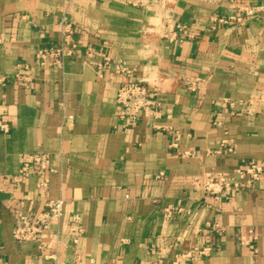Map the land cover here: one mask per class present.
I'll use <instances>...</instances> for the list:
<instances>
[{"label":"crops","instance_id":"0c3cea01","mask_svg":"<svg viewBox=\"0 0 264 264\" xmlns=\"http://www.w3.org/2000/svg\"><path fill=\"white\" fill-rule=\"evenodd\" d=\"M257 5L264 0H0V264H264V173L240 172L264 162V12L244 11ZM64 17L76 52L42 67L36 52L58 45ZM118 59L152 98L129 127ZM34 153L49 169L33 165L16 184ZM209 173L238 185L208 195L197 179ZM42 175L49 195L65 199L43 233L52 248L13 236L19 201L44 206ZM76 212L84 233L75 244ZM195 246L213 249L180 257Z\"/></svg>","mask_w":264,"mask_h":264},{"label":"built area","instance_id":"2783aa9c","mask_svg":"<svg viewBox=\"0 0 264 264\" xmlns=\"http://www.w3.org/2000/svg\"><path fill=\"white\" fill-rule=\"evenodd\" d=\"M244 11L248 15H257L264 12V5H257L255 7H245ZM224 20V19H221ZM75 28L74 23L67 17L61 20V37L58 45L42 46L36 52L37 63L46 67L53 64H63L68 56H71L76 52L77 42L75 41ZM114 72L123 75L128 80L122 82L117 92V103L120 107L119 117L124 122L125 126L129 127L135 124L143 111L149 110L152 106V98L150 90L144 83L132 79L133 68L124 59H118L113 65ZM131 78V79H130ZM2 78L0 77V80ZM15 79L17 81L30 82L32 76L27 72L17 71L15 73ZM6 124L2 125L4 130H7ZM174 133L177 134V129L172 126L168 127ZM227 140H224V145ZM177 141L172 143V146L176 147ZM222 148H226L225 146ZM229 150H233V147H227ZM50 159L48 156L42 153L29 154L24 161L20 173L14 176L16 184H21L28 176L31 167L34 165L41 171H47L49 169ZM241 173L248 175L251 180L260 179L264 173V162L253 161L245 169L240 170ZM163 172L160 173L162 175ZM199 184L204 188L206 194L219 197L220 193L230 192L234 186H237L233 179L228 178L223 174L209 173L201 181L197 179ZM38 187L42 189L47 198L44 206L39 211H32L26 208L25 201H19L15 207V225L13 228V236L18 241H41L46 248H52V242L45 241L43 239V233L50 227L52 221L60 220L64 216L65 212V199L62 197H51L49 195L50 180L47 176L42 175L38 182ZM165 216L168 215V209H166ZM70 230L72 233L73 243H78L80 237L84 233V227L82 224V215L78 212L73 213L69 219ZM216 229L220 230L219 223L216 224ZM212 246L199 247L195 246L192 249L183 253L180 257L187 259H195L210 254ZM47 257L52 255L46 254ZM174 264H179L176 260Z\"/></svg>","mask_w":264,"mask_h":264}]
</instances>
